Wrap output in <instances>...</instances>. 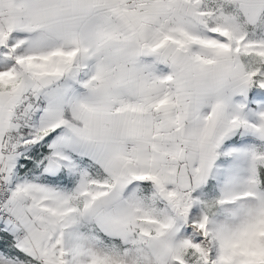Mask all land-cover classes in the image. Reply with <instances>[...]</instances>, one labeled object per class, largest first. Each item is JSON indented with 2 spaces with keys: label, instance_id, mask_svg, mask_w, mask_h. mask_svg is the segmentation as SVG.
Wrapping results in <instances>:
<instances>
[{
  "label": "snow or ice",
  "instance_id": "obj_1",
  "mask_svg": "<svg viewBox=\"0 0 264 264\" xmlns=\"http://www.w3.org/2000/svg\"><path fill=\"white\" fill-rule=\"evenodd\" d=\"M0 264H264V0H0Z\"/></svg>",
  "mask_w": 264,
  "mask_h": 264
}]
</instances>
